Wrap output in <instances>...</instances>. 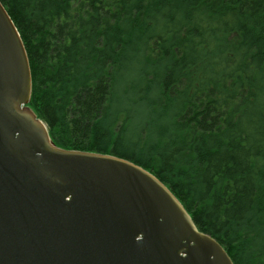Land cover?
I'll list each match as a JSON object with an SVG mask.
<instances>
[{"label": "trees", "instance_id": "1", "mask_svg": "<svg viewBox=\"0 0 264 264\" xmlns=\"http://www.w3.org/2000/svg\"><path fill=\"white\" fill-rule=\"evenodd\" d=\"M1 1L52 140L150 170L264 264V0Z\"/></svg>", "mask_w": 264, "mask_h": 264}, {"label": "water", "instance_id": "2", "mask_svg": "<svg viewBox=\"0 0 264 264\" xmlns=\"http://www.w3.org/2000/svg\"><path fill=\"white\" fill-rule=\"evenodd\" d=\"M0 0V264H235L155 174L56 145Z\"/></svg>", "mask_w": 264, "mask_h": 264}]
</instances>
